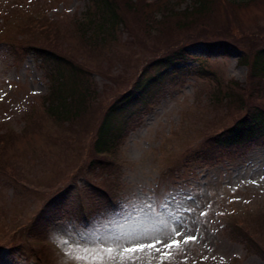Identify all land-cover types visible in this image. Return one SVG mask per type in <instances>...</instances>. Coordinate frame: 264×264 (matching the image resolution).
Masks as SVG:
<instances>
[{
    "label": "rangeland",
    "instance_id": "rangeland-1",
    "mask_svg": "<svg viewBox=\"0 0 264 264\" xmlns=\"http://www.w3.org/2000/svg\"><path fill=\"white\" fill-rule=\"evenodd\" d=\"M205 1L185 29L181 13L196 0H114L118 25L103 34L105 14L88 0H0V264H129L125 246L156 239L181 241L164 264H264V142L212 162L197 154L264 109V80L258 86L240 63L264 51V0ZM28 42L79 69L62 88L74 102L84 96L76 118L48 111L54 83L25 53ZM178 48L189 61L148 90L141 114L119 122L124 137L99 158L106 110L150 61ZM188 235L196 240L184 244ZM135 264H161L160 254L146 249Z\"/></svg>",
    "mask_w": 264,
    "mask_h": 264
},
{
    "label": "trees",
    "instance_id": "trees-1",
    "mask_svg": "<svg viewBox=\"0 0 264 264\" xmlns=\"http://www.w3.org/2000/svg\"><path fill=\"white\" fill-rule=\"evenodd\" d=\"M88 1L91 4L96 5V12L105 14L102 17L103 22L100 23L102 33L105 34V32H108L109 34L112 32L115 26L118 25L117 20L120 15V10L114 0ZM130 2L133 3V0H130ZM196 2L197 9L192 10L190 13L188 12V9H186L181 13L180 18H183L182 27L185 29L189 28V25L191 24L190 19H192V21L195 20L193 16L196 17L206 11L207 3L205 0H196ZM176 14L180 13L176 12ZM42 27H44V25H42ZM25 46V53L34 54L41 60L45 69L49 70L51 73L49 76L54 85L50 98H52L55 103H52L48 111L51 114L55 113L53 116L59 121L76 118L82 109L78 103H83L84 96L78 94L75 96L74 100L76 102H74L73 96L71 94L65 96L62 88L65 93V75L76 78L79 73L77 66L71 59L52 46H44L39 42H28ZM222 46L227 47L228 50L224 53L226 55H231L230 47L227 45ZM178 49L177 51L172 50L173 52H171V50L167 51L160 57L150 61L144 67V70L133 89L118 98L106 110L95 134L94 149L97 155H99V158H104L105 154L110 153L116 143L124 137L123 134L125 131L118 129L119 122H126L127 120H131L133 115L139 116L141 114L142 111L140 110L141 107L145 105V100L148 97V90L152 86L157 85L158 82L162 81L168 74L172 73V71H176L179 68L178 66H181V64L189 61L190 53L188 49ZM240 63L249 67L250 79L257 81L259 86L264 80V51L259 52L251 64L248 62ZM73 91L74 90L72 89V92ZM135 109L138 111L134 112ZM208 142L210 144V150L203 149L197 153L203 160L208 162H212L217 158L216 154L218 151L241 147L246 143L260 144L264 142V109L260 107H253L242 118L237 120L232 127L225 129L222 133L216 134L214 137H210ZM95 162L96 161H93V165L95 164V167H101L104 161L99 159L96 163ZM64 199L63 194L60 193L49 201V204L43 211V214H46L42 217L45 222L49 221V215L53 207L55 205H60ZM40 233H42V231ZM257 254L264 259L263 253Z\"/></svg>",
    "mask_w": 264,
    "mask_h": 264
},
{
    "label": "snow or ice",
    "instance_id": "snow-or-ice-1",
    "mask_svg": "<svg viewBox=\"0 0 264 264\" xmlns=\"http://www.w3.org/2000/svg\"><path fill=\"white\" fill-rule=\"evenodd\" d=\"M251 183H256L255 181H251ZM201 215H206V213H201ZM175 232L176 237H180L182 235V232L177 229H173ZM196 240V237L193 235H188L184 238L183 243L187 244L190 241L194 242ZM65 243H69L68 240H65ZM159 245V247H158ZM181 245V241L179 239H173L171 241H165L161 239H156L148 242H137L133 241L131 246H125L121 252L120 255L124 256L125 254H128V262L129 264H135V256L138 253H143L146 249L148 250H154L156 253L160 254L161 258V264H164L165 258H170V250L173 248L179 249ZM76 246H81L78 242ZM104 252L108 253L109 256H111L113 252V248L106 247L103 249ZM88 252V248L85 247V253ZM103 257L101 256V259Z\"/></svg>",
    "mask_w": 264,
    "mask_h": 264
}]
</instances>
